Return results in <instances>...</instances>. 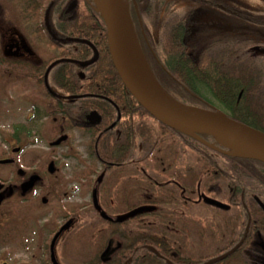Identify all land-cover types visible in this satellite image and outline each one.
I'll use <instances>...</instances> for the list:
<instances>
[{
	"label": "flooded vegetation",
	"instance_id": "obj_1",
	"mask_svg": "<svg viewBox=\"0 0 264 264\" xmlns=\"http://www.w3.org/2000/svg\"><path fill=\"white\" fill-rule=\"evenodd\" d=\"M46 1L52 4L54 0H44V4ZM209 1L202 0V2H205L202 5L205 8L212 7L209 3L207 4ZM40 3L41 0H0V26L2 27L0 28V81L2 78L4 80L6 79V82L12 81L8 79L9 76H15L19 83L25 85L30 84L28 86L31 88L26 89L20 86V90L27 93V100L24 106L28 108L27 112L26 110H21V125L13 126V131L10 135L0 129V264H176L177 262H186L190 259V256L183 252L184 235H189L190 233L198 235L197 241L200 244L202 241L204 242L203 238L205 236L203 235L207 231L210 234L208 246L210 248L218 246V248H221L218 251L224 252L216 257L215 253L205 257L198 256L197 259L199 261H205L211 255L213 256V259L210 258L209 261L202 264L220 258L236 249L239 245V248L234 252V254H239L237 264H264V238L262 235L264 231L262 227L264 217L261 212H254L257 215V219L255 221L249 219L248 225L242 233L243 235L231 233L232 226L239 224V222H244L243 219L239 221V213L235 212L238 215L237 220L236 214L232 215V210L214 211L211 209L210 212L206 213L211 217H207L208 221L205 220L203 224L199 223L197 218L193 217L191 213H187L193 208H199L201 194L203 195L205 192L201 190L200 182L198 181L197 170L200 166L199 161L195 155H192L193 158H196L192 160L191 165L194 170L190 172L191 174H185L183 170L185 162L181 155L184 154L183 152H185L186 148L179 146L177 143L171 149L167 148L168 143L164 147L159 148L163 155L160 160L163 161L161 164H157V166L166 167L165 171L167 173L163 177L160 172H156L166 182L165 189L159 195L169 197L170 200L175 201L177 204L174 210L170 209L164 212L154 213L158 217L156 219H160V217L165 218V220L160 219V223L163 221L165 227L159 226V224V227H156L170 234L168 235L171 243H165L166 250H164V254L159 252V248H164L162 243H151L152 240L149 236L152 227L151 224L154 223L156 225L157 223L151 219L154 214L147 210L149 205H144L145 210L137 211L135 207L141 202L151 201L153 197L154 192L151 186L143 183L140 177L144 176L145 179L150 178L153 171L152 164L156 163L149 161L146 163L122 164L124 166L123 168L120 169L117 167L113 172L107 174V176L114 177H111L109 180V184L106 186L107 191L112 193L116 189H121L119 195L123 196L122 200L113 193L107 196V198L110 197L113 205L106 204L105 207L104 200L106 195L104 198L102 197L103 188L99 189V186H95L92 194H89L92 201L90 206L83 203V206H78L81 208L78 211L71 208V203L74 204L76 199H73L72 196L81 193L80 188L77 186L78 180H80L79 177H81L79 175L80 170H85L86 173H93L91 167H87L82 163V168L74 170L73 173L66 169L70 164L59 162L56 157L53 159V162H44L42 157L40 158L36 154L34 155L32 152L34 149L33 146H28L27 144L21 147L18 142L24 138L31 140L34 135L40 132L36 123L50 119H54V121L60 120L56 114L57 110L54 109L56 106L68 105V114L63 117V122L67 123L69 121L77 123L75 127L68 126V131L71 133L69 136L71 138H74L73 133H83L85 140L90 138L88 146L82 150L85 154L88 152L98 153L100 150H103L105 145L103 142H100V138L105 129H113L116 123H108L105 126L103 120L100 122L101 116L103 117V104L100 102L97 103L96 108L93 109L92 107L87 109L86 101L88 97L86 96H89L91 100L98 99L97 97L102 96L94 92H85L82 94L68 93L65 99L64 94L59 95L56 92L57 85L52 69L50 66L42 67L44 64L47 65L45 61L49 56L45 58V56L39 53V44H41L40 37L44 36L43 38H45V35L40 33V18L44 19V24L49 34L52 33L50 27L51 20L49 18L50 11L48 13V21L46 19L50 4L48 6L44 5L40 9ZM204 4H207V6ZM215 5L227 14H234V10L228 9V7L221 3ZM68 9H70L69 3L66 10ZM41 12L42 15H40ZM132 25L140 48L150 61L152 69L154 71L157 70L155 64H159L160 62L157 61L155 53L147 49V46H150L149 40L144 35L147 43V46H144L140 38L139 27H142L141 23L138 26L132 20ZM4 26L6 29H3ZM8 27L14 28L15 30L10 33L7 31ZM242 28L245 29L246 26ZM5 34L10 35L9 38ZM179 37L178 35L174 37L175 45L181 49L180 45L185 43V40L188 41L190 36H182V40H180L178 45L177 39ZM159 38V35H154L152 41L155 42ZM196 38H194V42ZM49 42L51 44L48 46L45 43L41 44L43 49L41 51L42 53L46 52V54H50L54 52L53 39H49ZM11 48L13 49L11 50ZM177 53L183 54L181 50ZM188 53L191 55L194 54L192 52ZM93 56L94 51L92 49V54L84 61L91 59ZM92 66L82 67L84 69L79 70L82 78L85 80L88 75L91 76L94 69ZM161 67L165 72L164 76H162V82L173 91L174 85L171 76L166 67ZM48 71L49 73L47 75ZM87 84L86 82L81 83L82 87H86ZM174 95L176 94L174 93ZM58 96L61 97L56 98ZM71 97L74 98L71 99ZM99 99L101 100V98ZM240 101L241 99L239 98ZM224 108L225 111L223 113L234 119L232 112L227 107ZM88 113H91L89 121H87ZM0 118L6 119L7 115L2 114ZM128 119L130 121L126 124L125 122ZM134 119V114L123 117L118 112V120H121V127L119 126L115 129L116 135L120 137L124 135L127 129H133L135 126ZM22 121L31 122L32 124L28 128L26 127V129L22 125ZM97 122L100 124L96 127L90 125ZM151 124L159 133H166V130L158 123L152 122ZM262 132L264 131L262 130ZM92 133H96V138L93 137ZM74 135L77 136V134ZM95 139L98 141L96 142ZM58 142L56 141L55 145ZM214 142L215 139H213ZM51 145L53 144L51 143ZM55 145L52 148H59V145ZM222 149L227 152L232 151L226 148ZM169 150L170 152L168 153ZM168 154H171L170 158ZM219 154L224 155L223 153ZM192 157L189 159H192ZM211 157L210 170L214 171L212 169L216 164H220V159L215 156ZM98 165L100 166L99 176H102L103 165ZM245 167L246 164L240 163L239 173L236 171L235 175H231L230 171H222L219 174L214 172L213 177H217L220 183L224 184L222 187L227 186L228 188V184L236 186L243 185L245 182L244 177H246ZM85 177H88V175ZM124 179L127 180L124 182ZM191 185L192 189L190 191L192 197L196 198L193 199L194 204H185V200L189 201L192 199L184 195V193L189 192L186 188ZM169 187H178L180 189L177 188L174 192L170 191ZM222 187L216 189L217 194H222ZM214 191L215 187L211 186V192L207 198V204L211 205L209 206L210 208L215 207V203L210 201L215 200L216 192ZM114 195L116 204L114 203V199H111ZM257 202L261 206L260 203L262 202L260 200H257ZM218 204L223 207L222 204ZM74 207H77V205ZM107 209H111L114 213L111 216L108 215L107 213L109 212ZM104 212H107L106 214L111 218V220H106L113 224V237H110V239L107 238L106 241L102 233V228L97 229L99 234L92 229L97 222L96 225L100 221L103 222L105 219L103 217ZM189 214L195 220L190 221ZM246 214L249 216L253 215V213ZM87 218H91V220H87ZM214 219L220 221V228H224L223 234H216L215 229L217 226H214ZM142 220L144 221V228L137 226V223H141ZM200 224L204 226H200ZM84 230L87 231V234ZM238 231H240V228H238ZM137 232L143 234L145 242H135V233ZM121 233H124L127 237L121 235ZM173 234L176 236V242L172 241L174 239L172 238ZM220 243L224 246L220 247ZM202 245L206 247L204 243ZM225 250H228V252H225Z\"/></svg>",
	"mask_w": 264,
	"mask_h": 264
},
{
	"label": "trees",
	"instance_id": "obj_2",
	"mask_svg": "<svg viewBox=\"0 0 264 264\" xmlns=\"http://www.w3.org/2000/svg\"><path fill=\"white\" fill-rule=\"evenodd\" d=\"M135 1L138 10L135 9L134 2L130 0L131 19L138 26L141 23L142 27H139L140 38L144 46H147L144 38V35H146L151 46H149L150 49L147 46V49L153 51L157 57V61L160 62L159 64H155L157 67L156 72L152 68L151 72L161 88L167 94L185 104L214 110L209 105V100L200 93V87L203 86L224 107H227L232 112L234 120L264 131V16L257 18L256 14L253 15L251 17V25H244L249 26L246 27V32L241 30L243 29L240 25L241 23L232 21L235 24V26L232 25L234 34L219 33L215 39L206 40L203 44L199 40L191 44L185 40V43L180 45L181 49H179L175 45L174 37L177 35L180 36L177 39V44L179 45L180 40H182L181 37L189 35L194 23L195 8L192 10L180 9L178 7L179 3L176 0ZM186 1L197 5L205 3L202 0ZM68 3L70 4V9L66 10ZM208 3L211 6L217 7L215 5L217 2L215 1H209ZM49 4V1H46L44 4V0H41L40 9L44 5L48 6ZM49 6L52 33L49 34L45 27L44 19L40 18V33L44 34L45 38L47 37L46 40L43 38L44 36L40 37V43H45L48 46L51 44L49 39L52 38L54 51L57 54L53 60H49L47 65L44 64L42 67H51L54 63L65 59L75 61L88 59L92 54V49L87 44L71 41L70 39L72 38L90 40L99 51V59L92 64L94 68L93 72L91 76L88 75L86 80L82 78V74L79 71L84 68L77 63L63 61L56 63L51 68L57 85L56 89L57 91L63 92L65 99L68 93L82 94L85 92H94L102 97L91 100L89 96H86L88 97L86 101L87 109L92 107L93 109L96 108L97 103L100 102L103 104V117L101 116L100 122L103 120L105 126L108 123H116L113 129H105L100 138V142H103L105 145V147L103 146L104 149L98 153L88 152L85 154L88 161L90 159L94 161V164L103 165L102 176L99 177V180L97 178L95 186H99L100 189L103 188L105 182L108 185L109 180L113 176L110 177L107 174L113 172L117 167L120 169L123 168L124 166L122 164L146 163L151 161L152 163H156L152 164L153 171L151 177L145 179L144 176H141L140 178L143 183L151 186L154 194L151 201H144L135 206L136 210H145V204L149 205L147 210L153 214L176 209L177 204L175 201L170 200L169 197L159 195L166 187V182L163 177L167 171H165L166 167L157 166V164H161L163 161L160 160L163 155L159 148L164 147L167 143L174 144L177 139L176 143L179 146L191 149L200 163L197 170L198 181L200 182L201 190L205 192V194H201L199 200L200 209L203 206H211L207 204L211 186L215 187V196H217L216 189L222 187L217 177H213L214 172L219 174L222 171H230L231 175H235L236 171L238 173L240 172L239 164L243 163L246 164V177H244L245 182L243 185L236 186L228 184L229 186L225 195L226 203L215 199L214 201L219 202L223 207L215 204V207L213 206L211 209L216 211L232 210L233 215L239 213V221L243 219L244 222L242 223L240 231L237 230L235 232L236 235H240L245 231L249 219L251 221L257 219V215L254 212H261L264 217L263 209L257 202V200H260L264 204V163L253 158L233 157L225 154L220 155V152L205 146L190 135L171 129L159 122L134 99L121 83L109 55L106 24L98 9L88 0H54ZM256 12L259 13L258 10ZM40 15H42V12ZM239 27L240 29H238ZM249 30H252V33ZM200 33L206 35L204 31ZM154 35L160 36L155 42L152 41ZM180 50L183 52L182 55L177 53ZM188 52L194 54L191 55ZM144 57L146 58L145 53ZM161 66L166 67L171 76L174 85L173 91L162 82V76H164L165 72ZM84 82L88 83L86 87H82L81 85ZM60 97L58 96L56 98ZM73 98L71 97V99ZM239 98L241 99L240 102ZM67 107L68 105H62L54 108L57 110L56 114L60 119L56 121L57 125H61V129L58 130L59 136L57 140L62 143L69 142V139H73L69 136L71 133L68 131V126L75 127L77 125L75 122H63V117L68 114ZM118 112L123 117L126 115L128 117L132 114L135 116L134 128L127 129L124 135L120 137L115 132V129L120 126L121 122V120H118ZM90 117L91 113H88L87 121L90 120ZM129 121L128 119L125 123L127 124ZM98 122L90 125L96 127L100 124ZM152 122L158 123L166 130V133H159L151 124ZM92 135L96 138V133H92ZM200 137L213 143V138L208 135H200ZM95 140L96 142L98 141L97 139ZM211 156L220 159V164H216L213 167L212 170L214 171L210 170V163L212 162ZM97 166H95V169ZM91 169L94 171L92 167ZM156 172H160L163 177L157 175ZM172 188L173 190H171ZM177 188L169 187V190L176 191ZM187 189L189 192L184 193V195L192 199L189 201L185 200L184 203L194 204L193 199L196 197H192L190 191L192 185L188 186ZM174 198L176 199V197ZM104 204L106 207L108 203L104 201ZM107 211L109 213H106L110 216L114 213L111 209H107ZM246 213H253V215L249 216ZM236 217L238 220L237 214ZM156 218L158 217L155 214L151 217L157 224H151L152 227L149 236L152 244L162 243L164 248H159V252L164 254V250H166L165 243H171V240H169L170 234L156 227L158 224L159 226L161 223L163 224V221L160 223V219L165 220V218ZM104 221L111 226L113 225L112 222L106 219ZM137 226L144 228V221L142 220L141 223H137ZM236 227L237 229L240 228L241 223L236 224ZM262 227L264 229V222ZM121 235L127 237L124 233H121ZM262 235L264 238V231ZM135 242H145L143 234L135 233ZM223 252L217 251L215 257ZM225 252H228V250H225ZM235 255L237 254H233L231 257ZM212 257L211 255L210 258L213 259ZM197 258L190 257L186 262L180 261L181 263L173 262L176 264H202L210 259L199 261Z\"/></svg>",
	"mask_w": 264,
	"mask_h": 264
},
{
	"label": "rangeland",
	"instance_id": "obj_3",
	"mask_svg": "<svg viewBox=\"0 0 264 264\" xmlns=\"http://www.w3.org/2000/svg\"><path fill=\"white\" fill-rule=\"evenodd\" d=\"M89 1L93 2L94 0H89ZM176 1H178V3H179L178 7L180 9L192 10L193 8H195L194 11H196L195 16H194V23H193L192 28H191L190 33H189L190 37H189L188 42L190 44L194 42L195 37H197L196 40H199V42L201 44H203L206 40L215 39L217 37V34H219V33L220 34H234V29L232 28V25L235 26V24H233L234 22H232V21H235L236 23H241L240 24L241 26H242V24L243 25H251V17H253V15L256 14L257 18H259L260 16H262V17L264 16V0H210V1H215L217 3H221L222 5L228 7V9H230V10H234L233 11L234 14H231V13L227 14L224 12V10L222 11L219 8L214 7V6H212L210 8H205L203 5H197L194 3L192 4L191 2H188L186 0H176ZM204 5L207 6V4H204ZM257 10L259 11V13L256 12ZM260 12H263V13H260ZM235 15H237V16H235ZM242 27H244V26H242ZM246 27H249V26H246ZM0 28H2V27L0 26ZM3 29H6V27L4 26ZM7 29H8L7 31L10 33L15 30L14 28H10V27H8ZM238 29H240V27ZM246 29L247 28L241 29V30H243V32H246ZM201 31H204L206 33V35L201 34L200 33ZM249 31L251 32L252 30H249ZM5 35L7 36V38H9V36H10L8 34H5ZM77 39H80V38H77ZM7 42L10 43V41H8V40H7ZM135 45L140 52V47H139L138 41L136 39H135ZM39 47H40L39 53L42 56H45V58H48L47 56H49V58L46 59L45 62H48V60L51 61V60H53V58H55V55L57 54L55 51L53 53L46 54V52L45 53L41 52L43 49H42L40 44H39ZM9 49H10V47H9ZM12 49L13 48H11V50ZM142 53H143V51H142ZM140 54H141V52H140ZM146 60H147V63L151 69L152 68L151 63L147 57H146ZM40 61H41V58H40ZM111 61H112V59H111ZM8 79H11L12 81L6 82L7 80L6 79L4 80L3 78L0 81V105H1L0 106V115H2V114L7 115L6 119L0 118V129H2L3 131H5L7 134L10 135L13 131V126L16 127L17 125H21L20 124L21 119H22L21 110L22 111L26 110V112L28 111V108H26V106H24L26 104L25 101L27 100V98H26L27 93H24L23 90H20V86L22 88H26V89H31V88L28 86L30 84L25 85V84L19 83L17 81V79L15 78V76H9ZM56 92L59 93V95L63 94V92H60V91H56ZM200 93L203 94L205 96V98L209 100V102H210L209 105L214 110L220 111V112L225 111L224 106L216 98H214L209 93V91H207L203 86L200 87ZM22 123H23L22 125L25 126V128L26 127L28 128L32 124L31 122H25V121H22ZM36 125H37V128L39 129L40 132L37 135H34V137L32 139L30 138L31 140L28 139L29 141L26 140V138H24L23 140L18 142L19 145L21 147L22 146L24 147V145L26 146L27 144H28V146H33L34 149L32 150V152L34 153V155L36 154L38 157H40V158L42 157L44 162H53L54 161L53 159L56 157V158H58L59 162H64V163L70 164L66 169L70 170L73 173H74V170L82 168V166H83L82 163L85 164V166H87V167H92L94 169L93 173H90V172L86 173L85 170H80L79 175L83 178L79 177L80 180H78L77 186H78V188H80L81 193L77 194L76 196L73 195L72 196L73 199H75V198L76 199H75L74 204L71 203V208L73 210H76V211L81 209L78 206L79 205L83 206V203L85 205L87 204L88 206H90V203L92 201H91V198L89 197L90 196L89 194H92V190L95 187V182H96L97 178L100 177L99 176V174H100L99 167L100 166L98 164H94L93 163L94 161H92L90 159L88 161L87 156L82 151V150H84V148H86L88 146L90 138L85 140L83 133H73L74 138L69 139V142L62 143L61 141H59L55 145V142L58 141L57 140L58 136H59L58 130L61 129L60 128L61 125H59V124L57 125V122L54 121V119H50L48 121L43 120V121L36 123ZM74 134H77V136H75ZM176 142L177 141H175L174 144L173 143L168 144L167 148H170V149L173 148L175 146ZM51 143L53 145H51ZM54 145L55 146L59 145L58 146L59 148H57V149L52 148V147H54ZM215 145H217L218 147H224V148L232 150L231 148H228L227 145L219 143V141H217V140H215ZM169 152H170V150L168 151V153ZM183 153L184 154L181 155V157L184 158V162H185V165L183 166V170H184V173L188 175V174H191L190 172H192V170H194L193 166H191V165H192V160L196 159L195 158L196 156L193 158L192 155H195V153L191 149H187V148L185 149V152H183ZM50 155H52V156H50ZM168 157L170 158L171 154H168ZM190 157H192V159H189ZM96 165H98V166L95 169ZM94 172H97V173H94ZM86 175H88V177H85ZM126 180L127 179H124V182ZM81 182L83 183L82 185H81ZM223 185L224 184H222L221 186H223ZM106 186H107V182L104 183L103 189H102V195H103L102 197L104 198V196L106 195L104 201H106L108 204L113 205L112 200L110 201V197L107 198V196L111 195L112 193L115 194L118 198H120V200L123 199V196L119 195L121 189H116L115 192L110 193L107 191ZM226 192H227V187L224 186L222 188V192H221L223 194H217V196H215V199L219 200L220 202L226 203V197H225ZM115 195L112 196L111 199H114V203L116 204ZM210 201L212 203H215V204L219 203L217 201H212V200H210ZM75 205H77V207H74ZM203 208L200 209V208L196 207L195 209L193 208L192 210H190L187 213H191V215L193 217L197 218L199 223L203 224L205 222V220H207V217H211L209 214H206V213L211 211V208L210 207H204V206H203ZM214 211H216V210H214ZM231 213H232V211H231ZM88 216H89V213H88ZM192 216H190V214H189V220L190 221L195 220V218H193ZM87 220H91V218H87ZM96 224L94 225V227L92 229L94 230V232L99 234V231H97V229L102 228L103 229L102 233L105 237V241L107 238L110 239V237H113V234H112L113 228L111 225L107 224L104 220H103V222L100 221V223L98 225H96ZM201 224H200V226H204ZM160 225L165 227V223L160 224ZM166 225H167V223H166ZM214 226H217V228L215 229L216 234H220V233L223 234L224 233V228H222V229L220 228V221L219 220L214 219ZM222 226L224 227V225H222ZM232 227H233V229L231 230V233L235 234V232L238 229L236 228V225H234ZM241 228H242V223H241L240 229ZM84 232L87 234L86 230H84ZM100 235H101V233H100ZM209 235L210 234L207 231L203 235V236H205L203 238L204 242L202 241L200 244L197 241L198 235H195L192 233H190L189 235H184V237H183L184 247H182L183 252L186 253V255H188L190 257H198V256H204L205 257V256H208L210 254L217 253V251L220 250L221 248H218V246L214 247V248H210L208 246ZM104 237H103V241H104ZM172 238H174V239H172V241L176 242L177 239H176V236L174 234H173ZM87 241H88V239H87V235H86V242ZM203 243L205 244L206 247H203V245H202ZM219 246L223 247L224 245L222 243H220ZM202 249H204V250H202ZM221 252H223V251H221ZM237 261H239V254H237L233 257H229L228 260H226L224 262L223 261L219 262L218 264H237L238 263Z\"/></svg>",
	"mask_w": 264,
	"mask_h": 264
},
{
	"label": "water",
	"instance_id": "obj_4",
	"mask_svg": "<svg viewBox=\"0 0 264 264\" xmlns=\"http://www.w3.org/2000/svg\"><path fill=\"white\" fill-rule=\"evenodd\" d=\"M131 1L138 10L136 1ZM96 4L106 24L108 47L114 68L126 89L147 112L165 126L186 133L213 150L230 156L253 158L264 163V132L240 123L221 112L184 104L167 94L154 78L141 48L140 52L155 83L146 81L139 74L128 52L129 43L135 44L136 39L130 15V0H96ZM48 13L49 10L46 15L47 21ZM70 40L87 44L93 49L94 56L88 61L65 59L58 62L69 61L81 67H88L99 59V51L91 41L81 38ZM48 73L49 71L47 75ZM201 134L215 138L217 141L232 143L239 149L235 150L227 146L232 151H224L201 138ZM260 204L264 210V204ZM103 217L111 220L105 212ZM236 249L206 264L224 261L233 255Z\"/></svg>",
	"mask_w": 264,
	"mask_h": 264
},
{
	"label": "bare ground",
	"instance_id": "obj_5",
	"mask_svg": "<svg viewBox=\"0 0 264 264\" xmlns=\"http://www.w3.org/2000/svg\"><path fill=\"white\" fill-rule=\"evenodd\" d=\"M143 34H144V32H143ZM128 52H129L130 58L133 60V65L135 66V68L139 72V74L146 81L155 83V81L152 78V75L150 74L149 68L146 65V61H145L144 57L140 54V52L137 49V47L135 46V44L129 43ZM219 143L227 145L231 148L233 147V149L235 148V150L239 149L236 145H234L232 143H227V142H223V141H219Z\"/></svg>",
	"mask_w": 264,
	"mask_h": 264
}]
</instances>
